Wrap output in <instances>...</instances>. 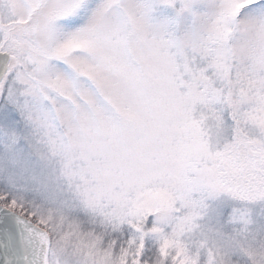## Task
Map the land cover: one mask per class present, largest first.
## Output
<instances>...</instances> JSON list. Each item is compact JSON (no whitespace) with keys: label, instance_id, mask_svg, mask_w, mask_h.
<instances>
[{"label":"snow or ice","instance_id":"1","mask_svg":"<svg viewBox=\"0 0 264 264\" xmlns=\"http://www.w3.org/2000/svg\"><path fill=\"white\" fill-rule=\"evenodd\" d=\"M0 264H264V0H0Z\"/></svg>","mask_w":264,"mask_h":264}]
</instances>
